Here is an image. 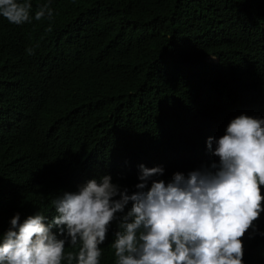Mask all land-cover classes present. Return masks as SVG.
<instances>
[{
    "label": "trees",
    "instance_id": "trees-1",
    "mask_svg": "<svg viewBox=\"0 0 264 264\" xmlns=\"http://www.w3.org/2000/svg\"><path fill=\"white\" fill-rule=\"evenodd\" d=\"M31 2L33 17L50 3L52 19L0 16V232L17 212L51 215L89 179L132 192L141 164L169 176L176 130L190 139L215 117L195 167L209 161L207 135L240 114L264 118V0ZM254 224L243 264H264V212ZM114 230L100 264H115Z\"/></svg>",
    "mask_w": 264,
    "mask_h": 264
},
{
    "label": "clouds",
    "instance_id": "clouds-1",
    "mask_svg": "<svg viewBox=\"0 0 264 264\" xmlns=\"http://www.w3.org/2000/svg\"><path fill=\"white\" fill-rule=\"evenodd\" d=\"M31 10V0H0V16L17 26L53 17L50 3ZM214 120L190 139L176 130L180 164L169 176L161 162L141 164L135 191L102 175L56 196L49 216L14 214L0 264H100L113 224L115 264H243V237L264 212V118L240 114L221 137L207 135L209 161L192 167Z\"/></svg>",
    "mask_w": 264,
    "mask_h": 264
}]
</instances>
